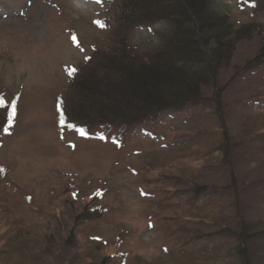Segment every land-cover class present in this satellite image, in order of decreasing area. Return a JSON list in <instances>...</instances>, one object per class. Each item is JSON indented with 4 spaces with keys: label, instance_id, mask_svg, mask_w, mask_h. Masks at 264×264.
<instances>
[{
    "label": "rangeland",
    "instance_id": "rangeland-1",
    "mask_svg": "<svg viewBox=\"0 0 264 264\" xmlns=\"http://www.w3.org/2000/svg\"><path fill=\"white\" fill-rule=\"evenodd\" d=\"M207 1L236 28L264 32V12ZM118 8L0 0V96L16 102L0 133V264H238L234 240L218 232L240 219L257 225L251 264H264V63L249 65L256 32L236 43L198 107L166 113L119 145L117 133L60 128L67 70L80 73L108 48ZM165 28L135 29L129 45L154 51ZM90 210L98 217L79 219Z\"/></svg>",
    "mask_w": 264,
    "mask_h": 264
},
{
    "label": "trees",
    "instance_id": "trees-1",
    "mask_svg": "<svg viewBox=\"0 0 264 264\" xmlns=\"http://www.w3.org/2000/svg\"><path fill=\"white\" fill-rule=\"evenodd\" d=\"M118 4L108 48L97 50V57L86 61V69L69 76L67 95L58 102L62 129L81 135L95 130L103 137L117 133L119 145L121 138L166 113L203 104L202 89L216 86L236 43L253 32L261 47L249 65L264 63L262 29L251 23L236 28L227 15L210 12L207 0H118ZM237 4L242 10L252 9L254 16L264 12V0H237ZM149 24H162L167 32L154 51L136 52L128 35ZM15 108L16 102L6 104L0 96V133L12 127ZM203 190L198 187L194 194ZM97 211L76 219H89ZM257 232L256 224L240 219L237 230L223 228L218 233L234 240L233 258L238 264H251L249 245L261 236Z\"/></svg>",
    "mask_w": 264,
    "mask_h": 264
},
{
    "label": "snow or ice",
    "instance_id": "snow-or-ice-1",
    "mask_svg": "<svg viewBox=\"0 0 264 264\" xmlns=\"http://www.w3.org/2000/svg\"><path fill=\"white\" fill-rule=\"evenodd\" d=\"M75 72H76V69H74V68H72V69H68V70H67V74H68L70 77L74 76Z\"/></svg>",
    "mask_w": 264,
    "mask_h": 264
}]
</instances>
